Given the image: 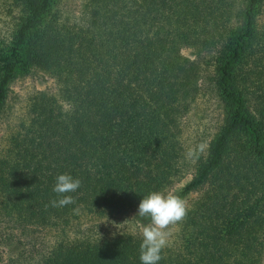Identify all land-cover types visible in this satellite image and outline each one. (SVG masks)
Masks as SVG:
<instances>
[{
    "label": "trees",
    "instance_id": "16d2710c",
    "mask_svg": "<svg viewBox=\"0 0 264 264\" xmlns=\"http://www.w3.org/2000/svg\"><path fill=\"white\" fill-rule=\"evenodd\" d=\"M13 1L20 15L0 42V114L20 70L43 69L59 85V98L33 99L0 156L3 212L64 235L40 264H141V238L95 233L82 221L138 208L179 175L181 118L200 73L184 46L215 54L223 122L179 195L207 189L159 264H262L264 0H86L84 25L53 15L61 0ZM62 173L81 185L68 194L73 204L53 207Z\"/></svg>",
    "mask_w": 264,
    "mask_h": 264
},
{
    "label": "rangeland",
    "instance_id": "374dc122",
    "mask_svg": "<svg viewBox=\"0 0 264 264\" xmlns=\"http://www.w3.org/2000/svg\"><path fill=\"white\" fill-rule=\"evenodd\" d=\"M85 3L86 0H61L54 6L52 13L61 16L71 25H84L88 18L83 12ZM19 15L20 7L16 6L13 0H0V42L9 40ZM259 26H264V10L259 17ZM180 54L198 65L199 91L195 101L181 118L180 142L183 160L180 173L164 193L181 197L188 209H191L207 187L189 195L181 196L179 193L193 178L197 161L206 155L210 140L223 122V111L214 83L215 54L197 56L196 51L187 46L180 49ZM40 94L59 98V85L55 77L35 67L25 72L18 71L9 86L7 100L0 114V156L7 153L13 136L28 123L32 101ZM0 200L2 201L1 197ZM1 201L0 264H40L43 257L64 237L63 233L56 228L42 225H28L24 228L20 221L3 212ZM137 209L102 220L88 218L82 221V226L108 236L130 235L142 239L143 227L150 221L148 218L137 216ZM167 230L170 233L167 247L180 245V222L169 225ZM261 260L264 264V250Z\"/></svg>",
    "mask_w": 264,
    "mask_h": 264
},
{
    "label": "clouds",
    "instance_id": "9594fccd",
    "mask_svg": "<svg viewBox=\"0 0 264 264\" xmlns=\"http://www.w3.org/2000/svg\"><path fill=\"white\" fill-rule=\"evenodd\" d=\"M80 185V179L71 174H58L55 177L53 192L59 198L51 201L52 206L64 207L73 204V197L68 194L76 192ZM187 213L186 202L177 195L150 191L142 197L138 204L137 216L148 218L150 222L142 230L139 249L141 264H159L161 253L169 244V225L183 221Z\"/></svg>",
    "mask_w": 264,
    "mask_h": 264
}]
</instances>
